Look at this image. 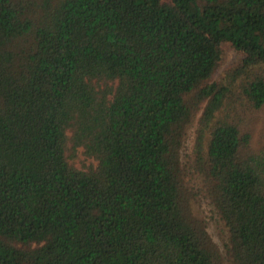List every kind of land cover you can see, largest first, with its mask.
Instances as JSON below:
<instances>
[{"label":"trees","instance_id":"trees-1","mask_svg":"<svg viewBox=\"0 0 264 264\" xmlns=\"http://www.w3.org/2000/svg\"><path fill=\"white\" fill-rule=\"evenodd\" d=\"M263 106L264 0H0V264H264Z\"/></svg>","mask_w":264,"mask_h":264},{"label":"rangeland","instance_id":"rangeland-1","mask_svg":"<svg viewBox=\"0 0 264 264\" xmlns=\"http://www.w3.org/2000/svg\"><path fill=\"white\" fill-rule=\"evenodd\" d=\"M222 51L223 57L216 73L214 74L215 79L219 78L221 75L223 76L227 70L235 67L239 63L240 54L229 43L222 44ZM199 114L200 113L198 112L197 115H195L193 123L187 129L184 154L188 153L191 144L193 143L192 140L195 133V123ZM242 116L241 124L245 128L251 130L253 142L257 143L264 140V106L259 110H243ZM73 163L81 168L90 163H94V161L92 159H85L84 156L79 153L78 156L73 159ZM194 183L191 184L196 192V197L193 200V209L195 213L205 221L207 230L213 241L221 245L222 240L225 239V227L206 198L205 192L201 189V186H197V184Z\"/></svg>","mask_w":264,"mask_h":264}]
</instances>
